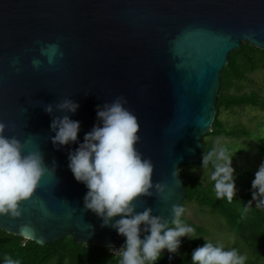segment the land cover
<instances>
[{
	"label": "water",
	"instance_id": "1",
	"mask_svg": "<svg viewBox=\"0 0 264 264\" xmlns=\"http://www.w3.org/2000/svg\"><path fill=\"white\" fill-rule=\"evenodd\" d=\"M245 42L264 50V0H0V121L15 125L5 136H16L26 150L39 148L47 166L56 162L55 175L45 176L35 198L22 204V216L0 217V229L38 244L67 236L84 245L125 244L110 226L120 217L101 227L83 209L87 188L68 168L69 152L98 122L97 106L118 96L138 118L136 148L154 165L153 184L167 183L171 195L165 203L153 191L136 201V212L151 208L170 224L172 206L186 198L178 168L202 161L220 71ZM49 44L63 53L52 65L40 53ZM33 59L42 66L34 68ZM66 98L79 105L75 114L55 110ZM65 114L79 121L78 140L54 146L50 124ZM22 225L33 232L22 234Z\"/></svg>",
	"mask_w": 264,
	"mask_h": 264
},
{
	"label": "clouds",
	"instance_id": "2",
	"mask_svg": "<svg viewBox=\"0 0 264 264\" xmlns=\"http://www.w3.org/2000/svg\"><path fill=\"white\" fill-rule=\"evenodd\" d=\"M40 53L48 65L54 64L57 56H63L58 44L46 45ZM42 63L39 59L32 60V66L37 69ZM126 104L125 97L118 96L111 103L97 106L98 122L84 135L83 143L69 152L68 168L75 180L87 188L83 209L100 218L101 227L109 226L113 218L120 217L110 225L125 238V244L114 249L120 257L119 264H155L164 250L175 254L181 238L200 237L193 227L181 222L184 208L180 205L171 208V224L175 227H169L161 216H154L151 208L145 207L143 211L136 212V201L151 197L153 191L165 203L170 201L171 195L167 183L152 182L154 165L136 148L140 142V125L136 115L125 107ZM78 108L77 103L67 98L55 104V110L61 113L75 114ZM53 110L52 104L44 106L45 113L49 115ZM6 129L13 131L15 125L0 121V217L16 220L24 211L22 204L35 198L44 177L55 175L56 162L53 161L51 167L47 166L39 148L26 150V143L16 136H5ZM50 130L55 133L50 138L51 143L63 147L77 142L80 123L71 120L67 114L54 116ZM232 157L224 146H217L202 157L204 167L210 163L213 166L211 180L214 181L217 199H226L229 203L236 195ZM172 176L176 181L174 187L179 188L177 171L172 172ZM251 188L255 207L264 208V162L255 172ZM252 201L244 206L245 212L252 207ZM41 211L45 217L51 215L42 203ZM142 231L147 233L143 239ZM20 232L32 233L33 229L22 225ZM245 260L246 257L236 249L225 250L222 245L210 242L197 247L191 254L192 264H245ZM4 264H19V261L5 256Z\"/></svg>",
	"mask_w": 264,
	"mask_h": 264
},
{
	"label": "trees",
	"instance_id": "3",
	"mask_svg": "<svg viewBox=\"0 0 264 264\" xmlns=\"http://www.w3.org/2000/svg\"><path fill=\"white\" fill-rule=\"evenodd\" d=\"M264 68V50L253 47L250 43H241L240 47L231 52L226 65L220 71V90L216 102L215 114L205 137L223 135L225 137H248L249 132L243 125L237 129L228 128L218 118L220 108L239 107L241 105L259 106L264 110V94L258 88H250L245 92L249 83L247 75ZM240 93L231 95V89ZM203 136V137H204ZM204 153L207 154L215 147L211 141L203 140ZM257 153L264 157V136L256 141ZM204 155V154H203ZM203 168L202 161L198 164ZM207 168L210 180L203 184L200 176L180 169L178 175L186 191L185 201H193L201 208L216 213L226 226L235 234L240 246L227 247L225 250L236 249L240 255L246 257L245 264H264V208H256L252 201L251 183L255 174L247 167L234 172L236 195L229 203L226 199H217L214 191V181L211 174L214 171L210 163ZM252 201L247 212L244 206ZM181 222L196 230V235H207V231L191 221L180 217ZM174 227V224H169ZM208 240L203 238H181L178 251L171 261L161 257L155 264H192L191 254ZM211 243V242H210ZM218 245V244H214ZM239 247V248H237ZM9 256L19 264H119L120 257L113 255L109 249L97 245L75 243L70 237L57 242L38 244L21 236L7 233L0 229V264H4V257Z\"/></svg>",
	"mask_w": 264,
	"mask_h": 264
},
{
	"label": "rangeland",
	"instance_id": "4",
	"mask_svg": "<svg viewBox=\"0 0 264 264\" xmlns=\"http://www.w3.org/2000/svg\"><path fill=\"white\" fill-rule=\"evenodd\" d=\"M246 81L249 83V86H247L245 92L248 93L250 88H258L264 94V68L248 74ZM229 91L231 95L240 93L239 90L233 88ZM218 118L228 128H232V130L237 129L239 125H243L249 132V136H204L203 140L211 141L215 148L217 146H224L228 149L229 155L233 156L231 167L234 169V172L247 167L255 174L261 163L264 162V157L259 155L256 149V141L259 137L264 136L263 108L250 105L220 108ZM180 169L200 176V181L203 184H206L210 180V172L207 167L201 168L198 164H191L181 165L178 171ZM182 207L184 208L182 218L191 221L197 226H201L208 232L207 235H200L201 238L222 246L232 247L237 244L240 246L235 234L226 226L225 221L219 215L201 208L193 201H185Z\"/></svg>",
	"mask_w": 264,
	"mask_h": 264
},
{
	"label": "built area",
	"instance_id": "5",
	"mask_svg": "<svg viewBox=\"0 0 264 264\" xmlns=\"http://www.w3.org/2000/svg\"><path fill=\"white\" fill-rule=\"evenodd\" d=\"M107 248L109 249V252L111 254L116 255V256L119 257V255H117V253H116V250H114V249H119L121 247H118V246H110V247H107ZM166 255H167L166 259L168 261H171L173 259V257H174V254H169L168 252H166Z\"/></svg>",
	"mask_w": 264,
	"mask_h": 264
}]
</instances>
